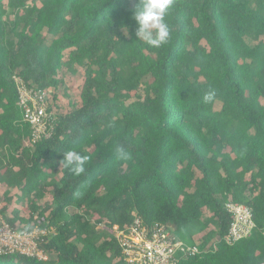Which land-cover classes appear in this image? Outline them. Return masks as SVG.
<instances>
[{
  "label": "trees",
  "instance_id": "1",
  "mask_svg": "<svg viewBox=\"0 0 264 264\" xmlns=\"http://www.w3.org/2000/svg\"><path fill=\"white\" fill-rule=\"evenodd\" d=\"M136 2L0 0V183L22 201L28 193L30 208L8 220L54 228L51 258L3 254L0 264H131L113 230L135 216L200 241L177 264H264V0H175L159 48L136 40ZM78 68L80 106L32 143L14 75L53 89L55 104L61 72ZM69 150L89 157L80 176L60 166ZM227 201L255 222L233 243Z\"/></svg>",
  "mask_w": 264,
  "mask_h": 264
},
{
  "label": "built area",
  "instance_id": "2",
  "mask_svg": "<svg viewBox=\"0 0 264 264\" xmlns=\"http://www.w3.org/2000/svg\"><path fill=\"white\" fill-rule=\"evenodd\" d=\"M14 81L18 91V105L24 120L31 126V142L51 137L59 115L53 102V89H36L19 74L14 75ZM226 208L232 213L233 219L225 241L233 243L250 236L255 227L251 209L244 203L233 201H227ZM53 231V227L29 230L19 221L13 225L7 214L0 210V255L20 253L48 260L51 253L43 245L48 242ZM113 234L122 257L131 264H177L180 259L202 251L199 240L194 243L185 242L176 236L173 227L162 223L148 225L139 216H135L126 228L116 226ZM211 244L205 250H209Z\"/></svg>",
  "mask_w": 264,
  "mask_h": 264
},
{
  "label": "clouds",
  "instance_id": "3",
  "mask_svg": "<svg viewBox=\"0 0 264 264\" xmlns=\"http://www.w3.org/2000/svg\"><path fill=\"white\" fill-rule=\"evenodd\" d=\"M175 0H137L132 16L138 27L136 30V40H141L150 47L159 48L167 44L171 29L166 21V16L173 6ZM123 28L125 34L128 33V26ZM216 92L210 89L203 96L205 103L214 101ZM117 153L121 158L127 159L128 154L122 147L117 148ZM89 157L81 155L75 150L63 152L60 166L70 170L75 176H80L86 171V163Z\"/></svg>",
  "mask_w": 264,
  "mask_h": 264
},
{
  "label": "rangeland",
  "instance_id": "4",
  "mask_svg": "<svg viewBox=\"0 0 264 264\" xmlns=\"http://www.w3.org/2000/svg\"><path fill=\"white\" fill-rule=\"evenodd\" d=\"M250 44H253V41L247 39ZM61 76L63 75L64 83L61 88L58 89V100L55 102L57 112H66L74 109L77 106H80V92L84 79V70L82 68H78L76 73L65 72L62 71ZM221 106L220 102L216 103V110H218ZM4 194L12 197V201L7 203L4 200ZM29 194H25L24 201H22V194L17 187H9L6 184L0 183V206L7 208V216H12V210L14 208L20 209V214L23 216H29L30 208L28 207V198ZM50 196L48 195L45 200H47ZM19 220H17L18 222ZM20 222V221H19ZM102 228V225L100 226ZM188 230L187 228H179L174 231L176 236L182 240L186 238ZM201 236V235H198ZM197 236V237H198ZM200 238V237H199Z\"/></svg>",
  "mask_w": 264,
  "mask_h": 264
}]
</instances>
